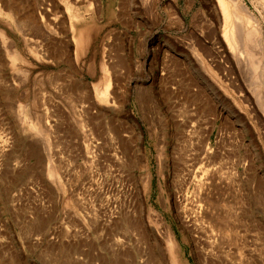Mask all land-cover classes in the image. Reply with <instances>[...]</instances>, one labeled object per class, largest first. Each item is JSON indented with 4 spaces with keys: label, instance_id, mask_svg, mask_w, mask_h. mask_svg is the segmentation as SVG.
<instances>
[{
    "label": "rangeland",
    "instance_id": "obj_1",
    "mask_svg": "<svg viewBox=\"0 0 264 264\" xmlns=\"http://www.w3.org/2000/svg\"><path fill=\"white\" fill-rule=\"evenodd\" d=\"M241 2L245 64L216 0H0V264H264V0Z\"/></svg>",
    "mask_w": 264,
    "mask_h": 264
},
{
    "label": "bare ground",
    "instance_id": "obj_2",
    "mask_svg": "<svg viewBox=\"0 0 264 264\" xmlns=\"http://www.w3.org/2000/svg\"><path fill=\"white\" fill-rule=\"evenodd\" d=\"M216 9L219 11V13H220V15L222 16V20H223V39H225V40H227V42L229 43V46L228 47H230V49H232V51L233 52H235L237 55H238V57L237 58H239L240 60H241V62L243 63V64H245V63H247V61H246V56H247V53H248V51H247V49H246V47L244 46V45H242L241 44V42H239V38L240 37H238V34H237V28H235V25L238 23V22H244V23H246L248 26H252V24H255V23H257L256 21H255V19L252 17V14L249 12V9L241 2V0H216ZM261 5V4H260ZM264 7V6H263ZM215 10V9H214ZM70 11V10H69ZM236 23V24H235ZM239 25V24H238ZM237 25V26H238ZM254 26V25H253ZM252 26V29L249 31V36L250 35H252V36H254V35H256V33H258V27L257 28H255V27H253ZM245 28H246V26H245ZM240 29V28H239ZM239 29H238V31H239ZM257 31V32H256ZM239 33V32H238ZM239 35H240V33H239ZM245 35V34H244ZM246 37H248V36H246ZM251 37V36H250ZM248 39V38H247ZM224 40V41H225ZM241 41V40H240ZM239 42V43H238ZM248 43V42H247ZM245 45H248V44H245ZM262 51L264 52V43H262ZM233 52H231V53H233ZM108 88V87H107ZM255 90V89H254ZM107 93V92H106ZM103 95V94H102ZM249 96V95H248ZM247 97V96H246ZM254 100V99H253ZM258 101V100H257ZM256 101V102H257ZM245 102H246V100H245ZM257 103H259V102H257ZM208 154V153H207ZM203 173V172H202ZM204 174H207V172L205 171L204 172ZM196 175V174H195ZM205 176V175H204ZM194 177V176H193ZM193 177L190 179V180H192L193 179ZM198 178V177H197ZM188 179H189V177H188ZM194 183H195V181H194ZM203 183V182H202ZM201 182H199L198 181V179L196 180V184H194L193 185V192H192V200H191V202H189V200H190V198H188V188L187 187H189L190 185H192V182H189L188 183V185L184 188V190H182V195H181V197L183 198V200L184 201H187L188 199V203H186V204H188V206L186 205V207H189V209H187V211H186V209L184 210H182V212L183 213H180V214H183V215H180V221H181V224H182V226L184 225L185 226V228H188V230L189 229H191L192 227H195L196 226V222H197V220L198 219H200L201 221H202V219H201V214H202V212H203V206L202 205H200V203H199V198H200V196L203 194V192H204V188H203V184H202ZM191 191V190H190ZM180 193V192H179ZM133 194V193H132ZM135 195V194H134ZM179 200V199H178ZM182 200V199H181ZM130 201H131V204H132V200L130 199ZM176 201V200H175ZM139 202V201H138ZM176 202H181V201H176ZM134 203V202H133ZM135 204H136V202H135ZM183 204V203H182ZM130 205V204H129ZM181 205V204H180ZM183 207V206H182ZM186 207H184V208H186ZM129 208V207H128ZM135 206L132 208L133 210H135ZM137 208H138V206H137ZM136 208V209H137ZM205 208V207H204ZM139 210V209H138ZM143 210V209H142ZM207 210V209H206ZM137 211V210H136ZM130 213H131V210H130ZM129 213V214H130ZM136 215H139V214H137L136 213ZM142 215V214H141ZM178 215V214H177ZM176 215V216H177ZM130 216V215H129ZM132 217V216H131ZM131 217H129V218H131ZM134 218H135V216H134ZM136 219H138V217H136ZM140 220V219H139ZM137 221V223L138 222H140V221ZM135 221V220H134ZM202 223V222H201ZM222 223V222H221ZM145 224V223H144ZM139 225V224H138ZM198 226V225H197ZM141 227V226H140ZM202 227V226H201ZM196 228H198V227H196ZM141 229H142V227H141ZM193 229V228H192ZM191 229V230H192ZM199 229V228H198ZM201 229V228H200ZM212 232V231H211ZM157 239V238H156ZM155 239V240H156ZM212 248V247H211ZM207 253H208V251H207ZM209 255H210V253H209ZM205 257H206V255H204ZM166 257V256H165ZM164 257V258H165ZM207 257H208V255H207ZM200 258H202V257H200ZM203 259V258H202ZM206 259V258H205ZM201 260V259H200ZM208 260V259H207ZM180 261V260H179ZM205 262H206V260H205ZM207 263H209V262H207ZM182 264V263H181Z\"/></svg>",
    "mask_w": 264,
    "mask_h": 264
}]
</instances>
